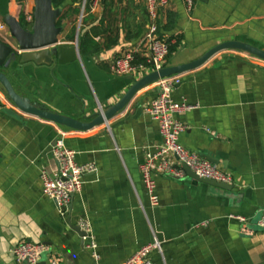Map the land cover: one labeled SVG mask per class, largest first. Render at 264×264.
Masks as SVG:
<instances>
[{
  "label": "crops",
  "instance_id": "crops-1",
  "mask_svg": "<svg viewBox=\"0 0 264 264\" xmlns=\"http://www.w3.org/2000/svg\"><path fill=\"white\" fill-rule=\"evenodd\" d=\"M53 6L62 10L61 49L53 63H20L17 53L1 68L30 105L81 121L115 105L150 73L146 48L138 44L147 33L177 44L165 66L196 60L229 40L264 50V0H194L190 9L184 0H169L154 20L145 0H100L96 6L61 0ZM34 9V0H0V42L17 49L3 17L31 27ZM83 41L91 43L81 46ZM125 50L137 51L144 70L112 73L111 61ZM157 94L147 84L105 123L63 138L76 162L93 163L95 170L84 176L69 214L60 216L42 191L40 173L56 172L51 144L57 129L69 128L21 112L0 84V264H27L10 252L22 240L46 246L37 264L52 258L94 264L73 229L81 216L92 225L99 264H122L155 238L162 250L152 253L153 264H264V229L251 227L264 214V60L242 50L220 51L182 73L172 92L175 101L191 106L175 114L185 125L179 142L216 159L231 176V190L190 178L182 168V178L156 174L159 205L150 206L139 165L145 146L160 142L146 112ZM237 215L248 223L232 217Z\"/></svg>",
  "mask_w": 264,
  "mask_h": 264
},
{
  "label": "built area",
  "instance_id": "built-area-1",
  "mask_svg": "<svg viewBox=\"0 0 264 264\" xmlns=\"http://www.w3.org/2000/svg\"><path fill=\"white\" fill-rule=\"evenodd\" d=\"M96 6L100 0H91ZM190 9L194 0H184ZM169 0H145L146 11L151 20L157 17L158 11L168 4ZM28 21L32 17L27 18ZM4 28V25H0ZM139 46L146 48L145 64L149 65L150 72L159 70L165 66L168 55V41L156 39L147 33L139 41ZM137 51L125 50L116 56L110 63V70L115 75L133 76L144 70L145 65L137 61ZM181 81V74H173L158 78L153 84L159 89L157 96L146 107L148 116L157 123L160 142L145 146V158L139 165L142 182L149 199L150 206L159 205V196L156 189L155 176L157 173L170 174L182 178L185 172L183 165L187 166L200 178L212 179L216 182L231 183V176L211 161L202 158L195 151L186 149L179 142V135L184 131L185 125L175 117L178 112L191 109L185 99L175 101L172 92ZM74 129H57L58 136L51 145V154L56 162L57 170L54 174L46 170L40 173L43 193L50 198L60 216L69 214L71 196L79 193L82 188L83 178L95 170L93 163L80 164L75 160V152L65 146L63 138ZM174 159L177 166H173ZM239 222L248 223L243 216H232ZM258 226L264 227V214L259 219ZM77 226L82 232L83 247L89 252L94 264H99L97 241L90 221L85 217H79ZM46 246L40 242L28 240L19 241L11 248V254L15 261L29 264H37ZM161 242L156 238L140 248L122 264H153L151 255L154 251L161 252ZM49 264H57L56 259H51Z\"/></svg>",
  "mask_w": 264,
  "mask_h": 264
},
{
  "label": "water",
  "instance_id": "water-1",
  "mask_svg": "<svg viewBox=\"0 0 264 264\" xmlns=\"http://www.w3.org/2000/svg\"><path fill=\"white\" fill-rule=\"evenodd\" d=\"M34 2L35 9L33 12V21L31 23L30 29H27L19 21L9 15H5L3 17L5 24L9 28L11 37L15 40L17 49H12L11 46L0 42V84L3 86L9 99L21 112L70 129L86 131L96 125L105 123L116 112L122 109L129 102L133 94L143 86L153 83L158 78L173 74H182L184 72L196 69L200 67L207 59L220 51L228 49L242 50L264 60V50L262 49L234 40L221 42L213 46L196 60L176 66L166 65L159 70H155L146 74L145 76L136 80L115 105L106 110H101L90 121L77 120L56 112H51L41 107H34L30 105L26 99H24L15 91L1 68L2 66H7L11 60H16V57L18 56L17 53H19V57L17 58L20 63L33 62L34 64H44L49 66L53 63V58L56 53L61 49L60 46H57L59 43L58 36L62 31V27L57 26V20L62 11L61 8L54 7L52 0H34ZM53 143L54 142H52L51 145H53ZM201 156L202 158H205L216 164V159H214L212 156L203 154ZM183 169L185 170L186 175L190 178L223 190H231L232 186L230 184L216 182L212 179L200 178L185 165H183ZM72 198L73 195L71 196L69 209H71L72 206ZM260 218L261 216L251 222L253 225L251 227L258 230L264 229V227L257 225ZM73 229L80 236L82 235V232L78 226H73ZM25 262L29 264L27 261Z\"/></svg>",
  "mask_w": 264,
  "mask_h": 264
},
{
  "label": "trees",
  "instance_id": "trees-1",
  "mask_svg": "<svg viewBox=\"0 0 264 264\" xmlns=\"http://www.w3.org/2000/svg\"><path fill=\"white\" fill-rule=\"evenodd\" d=\"M53 1V3L54 4H56V5H58V4H60V1L61 0H52ZM87 1V3H89L91 0H86ZM74 12H78V10L77 9H74ZM61 20V19H60ZM60 20H59V23H60ZM91 42H81V46H87V45H89ZM169 43V42H168ZM176 49H177V44L175 43V44H169V50H168V55H167V58L170 56V55H172L175 51H176ZM137 61L139 62H141V60H139L138 58H137Z\"/></svg>",
  "mask_w": 264,
  "mask_h": 264
},
{
  "label": "rangeland",
  "instance_id": "rangeland-1",
  "mask_svg": "<svg viewBox=\"0 0 264 264\" xmlns=\"http://www.w3.org/2000/svg\"><path fill=\"white\" fill-rule=\"evenodd\" d=\"M25 27L29 28L30 25L26 24V23H23Z\"/></svg>",
  "mask_w": 264,
  "mask_h": 264
}]
</instances>
